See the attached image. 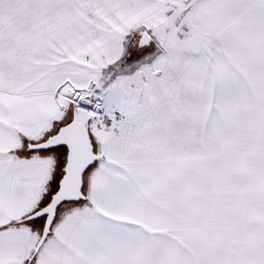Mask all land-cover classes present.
Returning a JSON list of instances; mask_svg holds the SVG:
<instances>
[{
	"label": "snow or ice",
	"instance_id": "obj_1",
	"mask_svg": "<svg viewBox=\"0 0 264 264\" xmlns=\"http://www.w3.org/2000/svg\"><path fill=\"white\" fill-rule=\"evenodd\" d=\"M0 264H264V0H0Z\"/></svg>",
	"mask_w": 264,
	"mask_h": 264
}]
</instances>
